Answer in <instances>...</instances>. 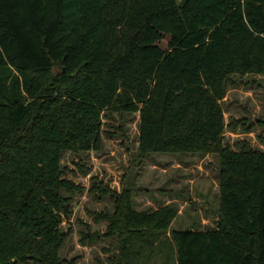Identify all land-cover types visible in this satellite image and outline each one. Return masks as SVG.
I'll list each match as a JSON object with an SVG mask.
<instances>
[{
	"label": "trees",
	"instance_id": "trees-1",
	"mask_svg": "<svg viewBox=\"0 0 264 264\" xmlns=\"http://www.w3.org/2000/svg\"><path fill=\"white\" fill-rule=\"evenodd\" d=\"M246 75L264 76V0H0V264H66L63 192L81 188L62 155L98 150L106 112L140 114L143 156L220 157L213 227L170 230L176 204L123 191L103 216L115 264H264V151L224 143Z\"/></svg>",
	"mask_w": 264,
	"mask_h": 264
},
{
	"label": "rangeland",
	"instance_id": "rangeland-1",
	"mask_svg": "<svg viewBox=\"0 0 264 264\" xmlns=\"http://www.w3.org/2000/svg\"><path fill=\"white\" fill-rule=\"evenodd\" d=\"M168 40L162 43L167 47ZM224 143L264 151V76H232L226 85ZM98 150L66 151L63 179L81 190L71 198V214L61 230L67 234L60 250L66 264H115L120 245L117 236L104 237L116 212L117 200L131 190L138 211L176 204L178 217L171 229H207L218 218L220 157L216 154H150L139 151L140 114H103ZM236 122H240L235 124ZM233 126V127H231ZM247 130V128H249ZM100 235L96 241L90 235ZM87 237V238H85Z\"/></svg>",
	"mask_w": 264,
	"mask_h": 264
}]
</instances>
